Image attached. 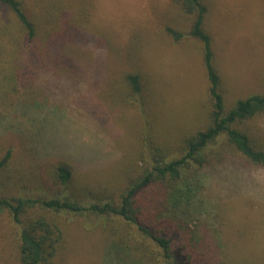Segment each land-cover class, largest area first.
<instances>
[{
	"label": "rangeland",
	"instance_id": "rangeland-1",
	"mask_svg": "<svg viewBox=\"0 0 264 264\" xmlns=\"http://www.w3.org/2000/svg\"><path fill=\"white\" fill-rule=\"evenodd\" d=\"M204 1L227 108L264 95V0ZM23 2L42 35L33 43L20 40L14 17L0 7V158L12 149L3 179L10 196L117 200L153 149L171 154L209 123L203 48L187 36L191 19L172 0ZM66 20L72 38L59 52L49 38ZM169 30L184 37L175 40ZM25 58L35 63L21 67ZM19 67L32 69L33 78L11 81ZM128 74L140 76L139 93L126 82ZM243 129L264 143V116ZM230 158L190 179L187 208L199 217L194 235H208L219 249L218 264H264V167ZM62 162L72 167L73 183L64 190L52 182ZM108 219L104 225L95 217H63L51 264H138L127 252L141 240L136 227ZM18 240L19 228L0 213V264H20Z\"/></svg>",
	"mask_w": 264,
	"mask_h": 264
},
{
	"label": "trees",
	"instance_id": "trees-1",
	"mask_svg": "<svg viewBox=\"0 0 264 264\" xmlns=\"http://www.w3.org/2000/svg\"><path fill=\"white\" fill-rule=\"evenodd\" d=\"M172 1L191 19L187 36L197 40L203 48L211 103L209 123L203 130L185 137L181 147L171 154L161 148L153 149L141 175L129 183L117 200L101 198L86 202L75 194L56 195L50 199L10 196L3 188V179L7 176L12 149L5 150L0 158V213L9 215L19 228L20 264H51L63 240L61 221L67 215L95 217L104 225L109 222L108 218H120L134 225L141 240L127 246V252L131 260L136 257L133 261L138 264H218L219 249L210 242L208 235H194L199 217L188 209L194 194L190 179L198 177L202 171H215L233 162L231 155L249 166L264 167V143L255 133L243 129L248 121L264 116V95L238 99L227 108L221 92V77L214 64L211 36L206 29L209 11L206 2ZM0 7L14 17L21 41L33 43L42 37L37 31V18L28 15L23 0H0ZM169 32L175 40L184 37L177 31ZM71 38V24L66 20L65 26L49 38L48 46L60 52V46ZM13 42L20 45L18 39ZM43 53L53 54L48 49ZM34 63L25 58L20 66ZM13 65L12 68L18 66L16 60ZM30 71L28 73L25 67L17 69L10 79L17 84L28 82L34 74L32 69ZM125 79L134 93L140 92L138 74H128ZM52 178L58 188L67 189L73 183L72 167L62 162Z\"/></svg>",
	"mask_w": 264,
	"mask_h": 264
}]
</instances>
